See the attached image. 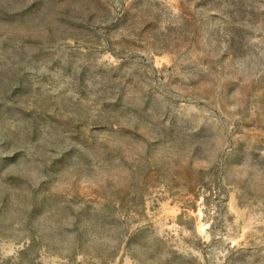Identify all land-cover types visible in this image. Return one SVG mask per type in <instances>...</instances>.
Instances as JSON below:
<instances>
[{"label":"rangeland","instance_id":"1","mask_svg":"<svg viewBox=\"0 0 264 264\" xmlns=\"http://www.w3.org/2000/svg\"><path fill=\"white\" fill-rule=\"evenodd\" d=\"M0 264H264V0H0Z\"/></svg>","mask_w":264,"mask_h":264}]
</instances>
